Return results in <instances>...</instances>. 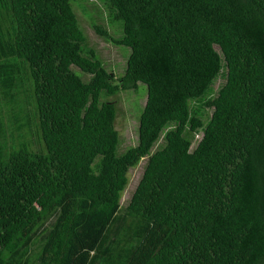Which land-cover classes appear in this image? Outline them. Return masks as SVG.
<instances>
[{
	"label": "trees",
	"instance_id": "trees-1",
	"mask_svg": "<svg viewBox=\"0 0 264 264\" xmlns=\"http://www.w3.org/2000/svg\"><path fill=\"white\" fill-rule=\"evenodd\" d=\"M97 1L120 78L71 0H0V264H264V0Z\"/></svg>",
	"mask_w": 264,
	"mask_h": 264
},
{
	"label": "rangeland",
	"instance_id": "rangeland-1",
	"mask_svg": "<svg viewBox=\"0 0 264 264\" xmlns=\"http://www.w3.org/2000/svg\"><path fill=\"white\" fill-rule=\"evenodd\" d=\"M71 5L76 14L79 28L87 38L89 46L94 49L103 67L112 72L115 78H120L123 75L126 58L130 51L129 48L117 43L118 37L121 35L120 24L108 16L105 6L97 0H71ZM93 26H100L105 29L108 37L99 34ZM74 71L82 79L87 80L88 76L78 68L74 67ZM218 84L219 82L216 83L215 88ZM146 95V85L138 83L135 90L121 91L110 98L116 102L117 106L114 124L119 132L120 152L134 146L137 142L139 114L146 100ZM199 137V135L196 136V139H199ZM145 162L146 158L136 167L130 169L129 182L123 192L121 205L128 203L141 177Z\"/></svg>",
	"mask_w": 264,
	"mask_h": 264
}]
</instances>
